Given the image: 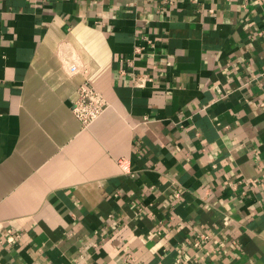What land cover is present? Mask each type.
I'll list each match as a JSON object with an SVG mask.
<instances>
[{
  "label": "crops",
  "instance_id": "1",
  "mask_svg": "<svg viewBox=\"0 0 264 264\" xmlns=\"http://www.w3.org/2000/svg\"><path fill=\"white\" fill-rule=\"evenodd\" d=\"M0 264H264V0H0Z\"/></svg>",
  "mask_w": 264,
  "mask_h": 264
},
{
  "label": "built area",
  "instance_id": "2",
  "mask_svg": "<svg viewBox=\"0 0 264 264\" xmlns=\"http://www.w3.org/2000/svg\"><path fill=\"white\" fill-rule=\"evenodd\" d=\"M148 44L153 46L150 40H147ZM151 79L135 76L133 78V86L141 87ZM107 107V103L103 96L95 90L88 82L81 84L77 89V97L72 105V113L81 123L84 128L89 127L104 111ZM198 240L203 241L207 239V234L201 233L198 236ZM196 244H198L196 242Z\"/></svg>",
  "mask_w": 264,
  "mask_h": 264
}]
</instances>
